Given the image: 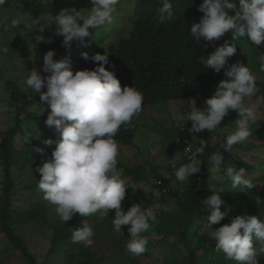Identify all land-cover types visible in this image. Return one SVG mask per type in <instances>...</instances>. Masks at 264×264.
Returning <instances> with one entry per match:
<instances>
[{
    "label": "clouds",
    "instance_id": "1",
    "mask_svg": "<svg viewBox=\"0 0 264 264\" xmlns=\"http://www.w3.org/2000/svg\"><path fill=\"white\" fill-rule=\"evenodd\" d=\"M7 3L8 0H0V7ZM90 3L86 14L75 6L65 7L51 17V23L42 16L29 20L20 15L11 21V27L23 24L29 33H38L35 42L39 44L53 42V37H45L44 32L55 24V36H62V46L70 49L74 40L83 43L91 36V29L111 24L119 0H90ZM231 9H236L235 14L229 12ZM198 10L203 15L190 28L197 43L202 38L215 42L228 33H231V40L225 39L201 60L207 69L217 73L224 69V79L217 84L214 95L206 99L204 108L197 106L195 98L183 99L186 120L179 124L191 123L187 131L192 134L205 130L214 132L230 111H237L239 118L235 131L220 144L223 150L229 151L252 134L251 124L256 121L257 113L248 99L256 93L257 78L242 62L225 66L228 58L237 52L234 41L241 37H247L255 46L264 45V0H239L238 8L234 0H203ZM160 12L159 23L167 24L173 19L170 0H163ZM8 51V47L0 46V54ZM55 55L54 49L48 50L43 56L42 67L30 70L24 81L27 88L40 94L41 104L50 106L45 124L54 127L61 135L50 157L36 166L35 171L40 173L38 188L43 199L55 207L62 223L70 221L77 213L86 217L98 215L104 219L110 210H115L111 221L114 231L122 233L123 226L128 225L127 252L140 256L149 243L141 234L149 232L159 221L152 207L133 204L127 211L122 207L130 185L118 168L120 148L115 136L122 126L127 127L140 114L143 94L134 86H122L114 72L105 67L109 64L106 51L83 52L82 58L97 66L75 71L70 57L57 60ZM258 62L264 71V54L258 55ZM188 141L182 143L180 157H183V148ZM45 143L51 145L53 141L48 139ZM194 146L190 162L176 168L175 175L173 165L166 175L168 178L173 174V179L183 183L200 171L203 162L198 157L204 153L205 140L200 141L199 147ZM38 151L43 154L42 149ZM209 162L212 165L210 172L220 169L224 156L219 149L211 154ZM226 176L231 180L232 189L248 192L256 187L243 167H227ZM212 189V194L202 201V207L211 210L204 228L215 241L216 250L223 252L225 260L236 264H259V257L264 256V212L260 216L235 215L230 223L213 227L220 224L228 213L221 211L224 203L221 193L224 191ZM159 193L163 195L160 188ZM94 236L93 226L89 219H85L82 226L73 231L71 240L74 244L89 247L94 243Z\"/></svg>",
    "mask_w": 264,
    "mask_h": 264
},
{
    "label": "trees",
    "instance_id": "2",
    "mask_svg": "<svg viewBox=\"0 0 264 264\" xmlns=\"http://www.w3.org/2000/svg\"><path fill=\"white\" fill-rule=\"evenodd\" d=\"M37 2L43 3L42 0H21V7H32ZM170 2L173 4V19L167 24H161L159 18L163 0H134L133 9L130 13L131 27L127 35L118 38L115 44L108 45L106 54L109 55V64L105 67L114 72L122 86H134L142 92L144 97L142 108L160 101L182 100L193 96L200 97L204 102V107H206V99L214 95L217 84L224 79V69L217 73L213 69H207L201 63V60L207 58L208 54L213 52L216 47L222 45L225 39L231 40V33L215 42L205 41L202 38L197 43L191 35L190 28L191 24L198 22L203 15L198 10L203 0H170ZM234 2L238 8L239 0H234ZM235 11L236 9L229 10L231 14H235ZM8 21L7 23L11 25L12 20ZM19 27H16V29L25 28L23 24ZM99 30L100 28L91 29L93 34L87 37L83 43L79 42L77 50L93 47L96 40L101 39L98 36ZM102 37H105V34ZM2 43L3 41L0 39V46ZM234 43L237 52L228 58L226 68L237 62L239 55L242 54L245 48H250L251 51L254 48H260L264 51V45L255 46L247 37H241ZM14 53L10 49L7 54L11 56ZM258 65H260L259 62ZM96 66V63L89 60L73 70L93 69ZM256 85L259 87L255 95L248 100L249 103L264 94V82H256ZM7 87L13 101L19 103L20 107L15 114V124L8 128L0 139V161L4 173L2 194L0 195V232L7 240L8 245L18 249L26 258V264H38L35 255L29 251L22 236L16 232L17 224L37 220L52 228L50 253L58 246L75 245L72 243L71 236L73 231L79 227L75 220L55 227L47 219V208L43 205V202L40 203L41 207L24 209L16 207L13 199L16 184L12 169L29 165L33 161L36 148L40 147L44 153H48L50 148L43 143L51 139L53 141L51 145L56 146V142L61 139V135L54 127H43L37 130L36 136H30L24 141L21 140L20 147L17 148L16 136L25 132L23 119L20 116L21 112H28V117L32 118L29 109L35 100L31 97L32 92L21 91L17 83L9 82ZM232 112L238 113L235 110H232ZM183 125L172 126V130L181 145L184 141L190 140L199 147L200 141L205 140L204 153L199 155V159L203 162L200 168V171L203 170L202 180L198 178L199 171L186 181L183 189H180L172 185L173 174L171 178H168L155 170L156 179L162 180V185L158 186L156 183L155 185L160 189L165 186L169 189L167 193L160 197V202L163 207L168 205L174 207L169 212L164 210L156 212L159 222L149 232L164 234V236L168 232L178 234V240L182 241L186 249L187 264H202V260H206L208 257L211 258L212 264H236L235 261L224 259L223 252L216 250L215 241L210 239L208 234L199 235L198 232L200 223H207V219L211 214L210 209L202 207V201L205 199L203 196L204 185L208 181L211 174L209 170L212 168L209 157L219 149L224 156V162L220 168L224 169L225 172L227 167H231L232 162L237 163L239 168H245L246 172L254 169L255 166L245 160L230 161L226 156L227 151L223 150L220 145L212 144L211 131L205 130L201 133L192 134L187 131L190 124L184 125V128ZM137 130L138 124L133 118L127 127H121L115 139L119 143L131 145L134 142L133 139ZM251 133L248 138L250 140L264 138V118H260L251 124ZM254 146L255 143L249 141L243 147L246 149ZM177 161L180 165L188 163L183 157H180ZM135 175L136 180L143 178L139 174ZM247 176L256 185L248 192L232 189L231 180L227 177L229 187L224 190L222 199L224 203L221 205V211H226L228 215L217 225L230 223L231 218L235 215L247 213L260 216L261 212H264V176L259 178H254L249 174ZM39 179L40 176L32 179L31 188H38ZM30 186L28 185V187ZM81 248L85 258L80 264H102L106 260L105 256H98L93 251H89L82 246ZM199 249L203 250L201 255L198 254ZM259 264H264V256L259 257Z\"/></svg>",
    "mask_w": 264,
    "mask_h": 264
},
{
    "label": "rangeland",
    "instance_id": "3",
    "mask_svg": "<svg viewBox=\"0 0 264 264\" xmlns=\"http://www.w3.org/2000/svg\"><path fill=\"white\" fill-rule=\"evenodd\" d=\"M43 3L37 2L32 7H21V0H8V3L0 7V39L3 41L1 46L8 47L12 50L9 54H0V139L3 133L15 124V114L20 104L13 101L8 83L14 82L19 85L23 92H32L31 97L35 100L31 106L30 114L21 112L23 119L24 134H17L16 147H20L21 140H27L30 136H36V132L43 127L48 128L45 124L50 106L41 104L40 94L27 88L24 81L30 70L33 68L40 69L43 64V56L48 50L54 49L56 55L54 59H63L70 57L73 69L83 62L81 54L85 51L94 54L96 52L104 53L107 51L109 44H115L117 39L125 36L131 27L130 13L133 9L134 0H119L116 12L113 13L111 24H105L100 27L97 39L93 47L88 49H78L79 41H73L71 48L62 46V36H55V24L44 32L45 37L52 36V43L41 42L36 44L35 35L38 33L29 31L26 28H13L7 22L20 15H24L29 20L33 17L42 16L51 23V17L58 14L65 7L75 6L81 9L85 14L90 10V0H42ZM14 8V9H13ZM82 22V21H81ZM105 34V37L102 35ZM101 35V36H100ZM15 39V41H13ZM61 39V40H60ZM13 41V43H12ZM101 45L104 46L101 47ZM247 47V46H244ZM249 47V46H248ZM264 54L260 48H245L239 55L237 62H242L250 68L256 75V82H264V71H261L258 65V55ZM259 86L256 85V89ZM46 91V88L43 89ZM34 93V96H33ZM189 97L184 98L187 100ZM197 101V106L204 108V102L197 96H193ZM250 99V98H249ZM248 99V100H249ZM184 100L160 101L142 108V111L134 119L138 124V130L131 145L119 143L120 154L118 156V168L122 171V178L130 185L126 190L125 199L122 201V207L127 211L133 204H142L144 207H152L156 212L164 210L169 212L173 210V205L163 207L160 202L159 187L155 185V170L161 174L168 175L171 167L180 159L181 144L178 141L172 126L179 125L186 120L185 110L183 108ZM257 113V119L264 118V94L250 103ZM190 110V109H189ZM34 118V119H33ZM239 118L238 113L232 111L224 118L221 125L214 132L210 133L212 144L219 146L225 142L226 137L236 129V120ZM38 121V123H37ZM249 141L255 143L254 147L244 148ZM45 146V142L43 143ZM50 150L43 154L36 148L34 150L33 161L29 165L20 168L14 167L12 175L15 181L13 199L18 208L41 207L40 203L46 206L47 219L55 227L63 224L55 212V207L43 199V193L39 188H31L32 179L39 177L40 173L35 171L38 164H42L43 159L50 157L55 145H48ZM226 156L230 161L245 160L255 167L247 171L246 174L254 178L264 176V138L246 140L243 143L233 146L232 150L227 151ZM231 167L239 169L237 163L231 164ZM131 172V173H130ZM135 174L143 176L140 180L135 179ZM4 173L0 161V195L2 194V181ZM174 187L183 189L185 182L181 183L173 179ZM259 182H261L259 180ZM28 185L30 187H28ZM217 190H225L229 187L225 170L220 168L211 172L208 181L204 185V198L206 199L213 192L212 187ZM224 192L221 193L223 199ZM262 209V208H260ZM255 212V211H254ZM115 210L100 219L98 215L91 217L75 214L70 221H76L78 227L82 226L85 219L95 231L94 243L89 247L81 244L72 246H58L50 253L51 239L53 230L37 220H29L16 225V232L22 236L25 245L28 247L37 260L38 264H80L84 260L82 248L95 252L98 256H105L106 260L102 264H187L188 257L182 241H179V235L168 232L159 233H142L149 240L147 250L140 256H133L127 252V242L130 239L128 225L123 226L122 233H117L111 223ZM206 223H200L199 235L208 234L204 228ZM214 225L213 227H220ZM165 237V239H163ZM202 249L198 250L201 255ZM219 258V257H218ZM219 260V259H218ZM212 264L211 258L202 260V264ZM0 264H26V258L20 251L13 246L8 245L7 240L0 232Z\"/></svg>",
    "mask_w": 264,
    "mask_h": 264
},
{
    "label": "built area",
    "instance_id": "4",
    "mask_svg": "<svg viewBox=\"0 0 264 264\" xmlns=\"http://www.w3.org/2000/svg\"><path fill=\"white\" fill-rule=\"evenodd\" d=\"M187 124V123H186ZM191 124V123H190ZM183 128H184V125H183ZM189 146V147H188ZM195 146H194V144L192 143V142H190V141H188L185 145H184V148H183V158L185 159V160H187L188 162H190V157H191V153L195 150ZM199 158V157H198ZM175 165V167L173 166V168H172V173L175 175V169L176 168H178L179 166H180V164H174ZM202 174H203V170H201L200 171V173H199V176H198V178L200 179V180H202ZM157 184L160 186V185H162V180H158L157 181ZM168 187H162L161 188V193H163V194H165V193H167L168 192Z\"/></svg>",
    "mask_w": 264,
    "mask_h": 264
}]
</instances>
